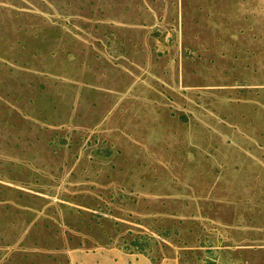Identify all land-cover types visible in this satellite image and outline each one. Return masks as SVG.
Instances as JSON below:
<instances>
[{
	"label": "rangeland",
	"instance_id": "obj_1",
	"mask_svg": "<svg viewBox=\"0 0 264 264\" xmlns=\"http://www.w3.org/2000/svg\"><path fill=\"white\" fill-rule=\"evenodd\" d=\"M0 264H264V0H0Z\"/></svg>",
	"mask_w": 264,
	"mask_h": 264
}]
</instances>
